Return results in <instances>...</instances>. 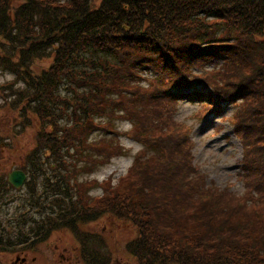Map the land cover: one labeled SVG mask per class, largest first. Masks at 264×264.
Returning <instances> with one entry per match:
<instances>
[{
  "label": "trees",
  "instance_id": "obj_1",
  "mask_svg": "<svg viewBox=\"0 0 264 264\" xmlns=\"http://www.w3.org/2000/svg\"><path fill=\"white\" fill-rule=\"evenodd\" d=\"M0 70L14 76L0 85L3 105L16 125L38 129L33 155L62 169L13 217L2 202L14 188L0 177V254L111 215L136 226L128 251L139 264H264V0H0ZM143 72L158 82L137 90ZM180 101L217 114L236 106L246 195L205 183L191 138L170 118ZM121 135L152 153L91 196L80 176L125 155ZM5 136L0 128V155ZM93 253L84 261L110 262Z\"/></svg>",
  "mask_w": 264,
  "mask_h": 264
},
{
  "label": "rangeland",
  "instance_id": "obj_2",
  "mask_svg": "<svg viewBox=\"0 0 264 264\" xmlns=\"http://www.w3.org/2000/svg\"><path fill=\"white\" fill-rule=\"evenodd\" d=\"M52 60V57L37 60L33 64L34 72L40 73L48 68ZM154 73L140 74L137 84L133 85L134 88L139 90L140 88L146 89L145 87L149 85H155L158 79ZM13 79L12 73L0 70V85L10 83ZM198 88L200 91H209V88L203 86ZM5 92L0 90V128L2 136L6 135L3 137L4 149L0 155V177L7 181L8 175L12 171L22 169L26 171L28 181H30L29 184H25L19 189L8 190V194L5 196L8 203L2 202L10 216L13 217V215L21 213L23 207H29L26 197L34 196L36 193L49 192L50 189L47 188L49 191L46 189V180L51 178V181H57L58 176L62 174V169H57L52 165L56 163L53 162V157L45 161L42 153L39 156L33 155V150L35 151L37 147L36 133L38 129L37 127L23 129L20 125H16L14 122L16 113L10 110L7 105H3L5 104L3 100ZM132 97L130 93L129 100ZM141 98L140 96L139 99ZM133 103H136L137 108L141 110L137 99H134ZM146 103L145 108L150 112L159 108L163 110L158 103L151 104L150 107L149 102ZM176 107V111L170 109V118L183 130L186 137L191 138L193 164L199 173L205 176V183L221 190L229 189L240 196L246 195V187L242 179L244 175L242 174V162L246 152L243 148V140L235 134L233 128L232 115L236 106L226 105V111L220 115L213 112V107L211 109L210 106H202L197 102H180L176 104ZM109 119L115 121L114 126L119 130L130 128V124L122 123L120 119L111 117ZM123 132L129 131L120 133L125 134ZM103 133V131L95 132L93 136L99 138L103 136ZM120 143L126 150L125 155L113 158L108 165L90 175L80 176L82 181H90V185L93 184L92 187H89L91 196L102 195L104 189L100 185L105 180L112 179L114 183L121 176H125L130 171L137 154L143 150L146 151V155L152 153L150 149H145L141 142L137 143L123 135L120 137ZM260 146L251 144L250 151ZM33 183L38 185L35 192L32 189ZM76 191H78L77 188ZM52 199L57 198L53 197ZM34 214L39 216L35 211ZM30 216L32 215L29 214L26 217ZM134 226L133 223L123 219L106 215L79 226L78 231L69 229L56 231L47 241L38 244L34 249L23 248L1 253L0 264H89L83 259L84 252H94V257L100 253L110 261L107 264H139L128 251V244L138 236L136 226Z\"/></svg>",
  "mask_w": 264,
  "mask_h": 264
},
{
  "label": "water",
  "instance_id": "obj_3",
  "mask_svg": "<svg viewBox=\"0 0 264 264\" xmlns=\"http://www.w3.org/2000/svg\"><path fill=\"white\" fill-rule=\"evenodd\" d=\"M8 179H9V183H11L12 186L18 189L24 185L27 176L24 171L15 170L9 174Z\"/></svg>",
  "mask_w": 264,
  "mask_h": 264
},
{
  "label": "flooded vegetation",
  "instance_id": "obj_4",
  "mask_svg": "<svg viewBox=\"0 0 264 264\" xmlns=\"http://www.w3.org/2000/svg\"><path fill=\"white\" fill-rule=\"evenodd\" d=\"M25 262V260H23Z\"/></svg>",
  "mask_w": 264,
  "mask_h": 264
}]
</instances>
